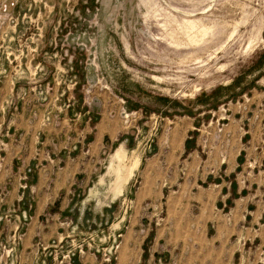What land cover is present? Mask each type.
<instances>
[{
  "label": "rangeland",
  "instance_id": "1",
  "mask_svg": "<svg viewBox=\"0 0 264 264\" xmlns=\"http://www.w3.org/2000/svg\"><path fill=\"white\" fill-rule=\"evenodd\" d=\"M199 114L202 143L193 131L186 166L193 154L199 163L221 149L234 161L235 139L210 140L226 119H211L246 116L239 167L218 171L230 199L175 201L174 186L163 208L139 207L147 161L184 116ZM121 149L127 165L140 163L113 199L111 164ZM75 162L94 172L74 180L78 192L53 243L63 263L120 264L133 237L141 264H182L191 253L201 264H264V0H0V261L22 257L37 200L32 181ZM203 210L216 212L202 219L206 233L183 229V214ZM163 230L172 237L161 244ZM185 234L206 249L184 250Z\"/></svg>",
  "mask_w": 264,
  "mask_h": 264
},
{
  "label": "crops",
  "instance_id": "2",
  "mask_svg": "<svg viewBox=\"0 0 264 264\" xmlns=\"http://www.w3.org/2000/svg\"><path fill=\"white\" fill-rule=\"evenodd\" d=\"M203 116L204 114L195 115L193 118L184 116L182 126H179L176 129L172 137L170 136V142L164 144V146L161 147V150L159 149V153L147 161L142 174V180L145 181V189L137 196L139 207L143 203L146 204L153 202L156 205L155 208H157L158 205L163 208V200L165 199L164 194L167 192L166 188L173 189L174 186L179 188L176 191L177 193L173 196L176 197L175 201L191 203L214 198V201L216 202H224L230 199V193L227 192L226 180L224 177H218V171L228 170V173L224 174L226 177L231 171L239 167L238 156L244 149H242L239 143L242 137L238 140V134L241 132L242 127L245 126L247 119L245 115H241L239 119H237V116L231 118V116L223 117L222 115H214L215 117L211 119V122H214L218 126L222 120L226 119L223 126L224 129L219 130V133H217L216 127L211 130L214 135L210 140L216 142L220 138L221 140L218 142L219 145H222L225 141L227 142V145H231L233 139H235L237 155L234 161H232V159H228L227 161L225 157L228 156V154L221 149L215 152L214 158L202 159L199 163L196 154H193V161L186 166L185 154L187 153L188 140L192 139V135L190 136V134L193 131L199 132L195 144L198 147L202 143V129L203 126L206 125V120H202ZM222 131L224 132L223 135L221 133ZM209 168L216 170L217 175L212 177L210 173H206V170ZM93 172L94 168L90 164L84 169L83 166L77 165L75 162L74 164H67L63 169L50 173L49 177L51 178L49 179L48 177V181H44L42 177L38 178L37 181H32V187L34 192H36L37 199L32 213L34 222L29 226L28 231L25 234V239L21 248L22 257L18 264H43L45 263L44 259L47 254L52 256L47 259L50 264L63 263L62 258H59L61 250L53 245V243H59L56 240L61 239L62 237V219L66 217L68 211L70 212L74 195L78 192L75 187L78 181L74 180L76 178L89 179ZM53 176L55 177L54 179H52ZM210 180H212V184H208ZM203 184L208 185L205 187ZM16 193L17 192L14 191V198L16 197ZM173 197L166 199L167 202L169 203V201H173ZM183 207L186 211L193 214L192 210H189L191 209L190 204H184ZM208 214L211 215V217H215L216 212L215 210H203L202 213L196 214L195 217L192 215L187 216V214L184 216L183 214L182 216L184 218L181 220L184 221H181L180 225H182L183 229L187 228L189 232H196L198 231L197 228L202 226V219L207 217ZM120 215L118 219L114 220V223L117 224L118 222L119 225ZM207 228L208 224L202 226L201 229L204 230L203 233L207 232ZM169 232L174 233L172 228ZM130 233L134 235L135 231L130 230ZM37 236L42 237L43 248L39 247L38 240L36 239ZM171 237L172 236L167 235L166 230H163L160 235L157 236V241L162 244V241L168 240ZM180 240L185 244L189 242L191 243L189 236L187 237L186 234L181 236ZM136 244L137 241L133 239V237L128 238L121 252L120 258L122 261L120 264H132L133 262V264H141L140 261H137L138 257L135 255V250L133 248ZM187 245L190 248L185 247L184 250L197 251L200 249H206L205 247H200L197 243ZM208 247L209 249H215L212 247L210 248L209 245ZM155 255L154 250L152 256L155 258ZM188 257L189 260L184 261L182 264H201L199 253H191ZM159 259L164 262L162 256H159ZM87 260L81 258L77 264H87ZM11 263L12 260L9 258H4L0 261V264ZM63 264H67V261Z\"/></svg>",
  "mask_w": 264,
  "mask_h": 264
},
{
  "label": "bare ground",
  "instance_id": "3",
  "mask_svg": "<svg viewBox=\"0 0 264 264\" xmlns=\"http://www.w3.org/2000/svg\"><path fill=\"white\" fill-rule=\"evenodd\" d=\"M126 158L127 156L125 149L118 150V152L113 156V161L111 164V174H113L115 177V180L112 182L111 186L113 199H116L123 194L125 186L139 168V158L136 157L132 163H130L131 165H127Z\"/></svg>",
  "mask_w": 264,
  "mask_h": 264
}]
</instances>
